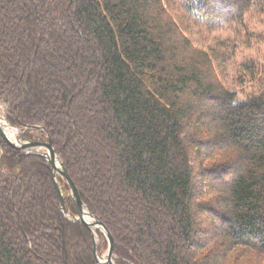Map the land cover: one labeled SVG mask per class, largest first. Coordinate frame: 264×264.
Listing matches in <instances>:
<instances>
[{
    "label": "trees",
    "instance_id": "trees-1",
    "mask_svg": "<svg viewBox=\"0 0 264 264\" xmlns=\"http://www.w3.org/2000/svg\"><path fill=\"white\" fill-rule=\"evenodd\" d=\"M183 1L233 28L263 4ZM218 64L166 0H0L7 120L52 143L116 264H264V78L243 64L259 92L240 100ZM2 139L0 264H97L52 166Z\"/></svg>",
    "mask_w": 264,
    "mask_h": 264
},
{
    "label": "rangeland",
    "instance_id": "rangeland-1",
    "mask_svg": "<svg viewBox=\"0 0 264 264\" xmlns=\"http://www.w3.org/2000/svg\"><path fill=\"white\" fill-rule=\"evenodd\" d=\"M261 1L263 4L245 18L244 25L233 28L223 26L222 22L213 24L196 17L195 13L191 15L183 0H166L169 11L177 19L185 36L199 49L219 58L218 74L224 84L239 93L240 100L259 92V83L251 82L252 77L246 73L243 64L255 65L264 78V0ZM8 114L7 107L0 103V119H7ZM7 130L13 141L19 137L22 142H28L21 139L20 131ZM96 240L100 246L98 235Z\"/></svg>",
    "mask_w": 264,
    "mask_h": 264
},
{
    "label": "water",
    "instance_id": "water-1",
    "mask_svg": "<svg viewBox=\"0 0 264 264\" xmlns=\"http://www.w3.org/2000/svg\"><path fill=\"white\" fill-rule=\"evenodd\" d=\"M5 122L7 128H12L13 130L18 131V129L9 125L6 118L0 119V134L2 136V140H4L10 147L15 150L21 151L24 155H33L37 154L44 158L51 166L53 170V178L55 182V187L59 196V200L61 203V209L64 215L71 221L79 222L85 225L94 236V253L96 255L97 264H116L114 258V247L115 241L111 233L108 231L107 227L101 221H98L91 213L90 210L83 203L80 192L76 188L74 182L72 181L67 169L62 163L61 159L58 157L55 152L52 143L50 141L45 142H22L19 137H16L15 141H13L8 134L4 131L2 122ZM40 127H30L27 130H40ZM62 177L68 184L70 189V196L75 201V205L77 208L78 215L76 217H72L66 208V202L64 197L63 189L60 187L57 178ZM100 231L106 236L108 241V251L105 255L100 256L98 252V243L96 240L97 232Z\"/></svg>",
    "mask_w": 264,
    "mask_h": 264
},
{
    "label": "bare ground",
    "instance_id": "bare-ground-1",
    "mask_svg": "<svg viewBox=\"0 0 264 264\" xmlns=\"http://www.w3.org/2000/svg\"><path fill=\"white\" fill-rule=\"evenodd\" d=\"M2 124H3L4 131L7 132V134H8L9 133V130H7L8 128L6 127L5 122L3 121ZM8 136H9V134H8ZM101 264H102V262H101Z\"/></svg>",
    "mask_w": 264,
    "mask_h": 264
}]
</instances>
